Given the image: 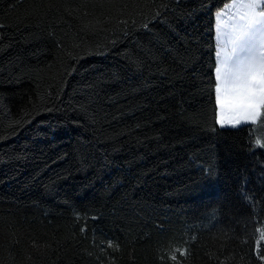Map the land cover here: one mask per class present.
<instances>
[{
    "label": "trees",
    "instance_id": "obj_1",
    "mask_svg": "<svg viewBox=\"0 0 264 264\" xmlns=\"http://www.w3.org/2000/svg\"><path fill=\"white\" fill-rule=\"evenodd\" d=\"M228 1L0 0V264H262L264 118L217 123Z\"/></svg>",
    "mask_w": 264,
    "mask_h": 264
},
{
    "label": "snow or ice",
    "instance_id": "obj_2",
    "mask_svg": "<svg viewBox=\"0 0 264 264\" xmlns=\"http://www.w3.org/2000/svg\"><path fill=\"white\" fill-rule=\"evenodd\" d=\"M214 18L217 123L221 127L256 124L264 118V0H231L215 11ZM255 144L264 148L259 138ZM256 232L254 252L264 264V228Z\"/></svg>",
    "mask_w": 264,
    "mask_h": 264
},
{
    "label": "rangeland",
    "instance_id": "obj_3",
    "mask_svg": "<svg viewBox=\"0 0 264 264\" xmlns=\"http://www.w3.org/2000/svg\"><path fill=\"white\" fill-rule=\"evenodd\" d=\"M231 2V0H229L227 3H230ZM221 8H223V6L221 7ZM215 27V26H214ZM216 41V40H215ZM247 123H250V122H243V123H241L239 126H241V125H243V124H247ZM239 126H237V127H239ZM223 128H236V127H232L231 125H225Z\"/></svg>",
    "mask_w": 264,
    "mask_h": 264
}]
</instances>
